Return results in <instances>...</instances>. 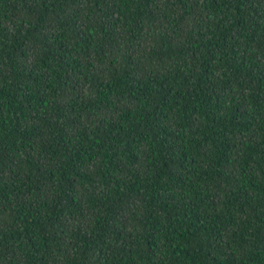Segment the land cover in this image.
Segmentation results:
<instances>
[{
    "label": "trees",
    "instance_id": "obj_1",
    "mask_svg": "<svg viewBox=\"0 0 264 264\" xmlns=\"http://www.w3.org/2000/svg\"><path fill=\"white\" fill-rule=\"evenodd\" d=\"M0 264H264V0H0Z\"/></svg>",
    "mask_w": 264,
    "mask_h": 264
}]
</instances>
